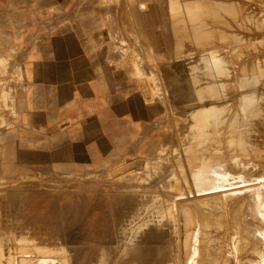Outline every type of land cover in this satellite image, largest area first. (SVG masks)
I'll return each instance as SVG.
<instances>
[{"label": "rangeland", "instance_id": "obj_1", "mask_svg": "<svg viewBox=\"0 0 264 264\" xmlns=\"http://www.w3.org/2000/svg\"><path fill=\"white\" fill-rule=\"evenodd\" d=\"M124 1L143 71L113 159L22 174L0 120V264H264V0Z\"/></svg>", "mask_w": 264, "mask_h": 264}, {"label": "crops", "instance_id": "obj_2", "mask_svg": "<svg viewBox=\"0 0 264 264\" xmlns=\"http://www.w3.org/2000/svg\"><path fill=\"white\" fill-rule=\"evenodd\" d=\"M189 4L182 5L185 16L194 12ZM124 5L0 0V120H15L8 158L12 167H25L22 174L98 160L104 165L119 150L111 136L114 128L122 134L131 96L139 103L143 70L137 60L144 53L130 42ZM170 9L172 18L181 14L177 5ZM113 23L122 37L116 44Z\"/></svg>", "mask_w": 264, "mask_h": 264}, {"label": "bare ground", "instance_id": "obj_3", "mask_svg": "<svg viewBox=\"0 0 264 264\" xmlns=\"http://www.w3.org/2000/svg\"><path fill=\"white\" fill-rule=\"evenodd\" d=\"M177 24H179L178 22H176ZM41 175V174H40ZM43 184L45 185V181H43ZM32 236H35L33 233H32ZM36 238H40V239H45L44 238V235H41V234H39V233H37V236H35ZM129 254H132V255H134V253H133V250H131V251H127V249L124 251V253H123V257H127Z\"/></svg>", "mask_w": 264, "mask_h": 264}, {"label": "water", "instance_id": "obj_4", "mask_svg": "<svg viewBox=\"0 0 264 264\" xmlns=\"http://www.w3.org/2000/svg\"><path fill=\"white\" fill-rule=\"evenodd\" d=\"M141 86H142V88H143V90H144V94H145V96H146V98H147V96H148L149 94L146 93V89H145V84H144V82H141Z\"/></svg>", "mask_w": 264, "mask_h": 264}]
</instances>
